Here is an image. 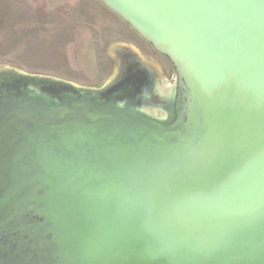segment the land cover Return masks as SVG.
Listing matches in <instances>:
<instances>
[{
	"label": "water",
	"instance_id": "95a60500",
	"mask_svg": "<svg viewBox=\"0 0 264 264\" xmlns=\"http://www.w3.org/2000/svg\"><path fill=\"white\" fill-rule=\"evenodd\" d=\"M96 1L170 102L1 66L0 264H264V0Z\"/></svg>",
	"mask_w": 264,
	"mask_h": 264
},
{
	"label": "rangeland",
	"instance_id": "374dc122",
	"mask_svg": "<svg viewBox=\"0 0 264 264\" xmlns=\"http://www.w3.org/2000/svg\"><path fill=\"white\" fill-rule=\"evenodd\" d=\"M135 38L96 0H0V67L99 89L121 68L117 51L131 45L164 71L161 86L170 83L171 65L144 55Z\"/></svg>",
	"mask_w": 264,
	"mask_h": 264
},
{
	"label": "flooded vegetation",
	"instance_id": "af4514ba",
	"mask_svg": "<svg viewBox=\"0 0 264 264\" xmlns=\"http://www.w3.org/2000/svg\"><path fill=\"white\" fill-rule=\"evenodd\" d=\"M131 32L136 37L135 39L138 41V39L143 43V46L141 47V50H143L142 53H145L144 55L149 54L152 55V57H157L163 59L165 62L169 64V62L163 58L162 56L156 54L149 45H147L140 37H138L132 30ZM145 46L148 48L146 49ZM132 47V48H130ZM129 48H121L117 51L118 59L122 61L121 67L122 69L125 68L126 74L125 76V86L126 91L130 92L133 91L135 94H143L144 98L137 97L134 101L135 104L133 109H138L139 104L152 102L154 105L157 104V106L163 105L166 102L165 95L168 94L172 95L170 93V86L167 85L169 83L164 81V84L161 86L162 77L165 75L164 71L161 72L160 69H157V67L152 63L149 62L145 56L140 54V51L138 49H134L133 46L130 45ZM153 60V59H152ZM131 65V67H129ZM170 65V64H169ZM120 66V65H119ZM170 69V77L173 80V70L171 67ZM164 74V75H163ZM137 80V81H136ZM167 83V84H166ZM108 84V83H107ZM106 84V85H107ZM105 85L101 86L104 87ZM137 87L138 89H135ZM110 97H106L105 99H101V102H105V100L109 99ZM169 98L167 102H170ZM144 100V101H143ZM166 102V103H167ZM156 103V104H155Z\"/></svg>",
	"mask_w": 264,
	"mask_h": 264
}]
</instances>
